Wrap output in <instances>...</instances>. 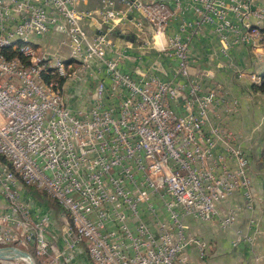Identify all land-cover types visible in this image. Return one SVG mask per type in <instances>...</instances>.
<instances>
[{
    "label": "built area",
    "instance_id": "obj_1",
    "mask_svg": "<svg viewBox=\"0 0 264 264\" xmlns=\"http://www.w3.org/2000/svg\"><path fill=\"white\" fill-rule=\"evenodd\" d=\"M89 1L0 0L4 42L58 38L56 48L42 46L44 59L35 69L9 65L24 49L0 51V153L15 160L16 175L34 178L66 202L58 238L50 212L0 165L6 202L0 247L41 250L40 264H86L83 253L91 264H193L190 248L204 257L208 244L188 232L184 219L219 220L229 229L239 211L222 216L217 206L238 194L252 202L253 181L242 147L220 121L210 123L227 102L204 87L211 71L193 74L192 42L210 27L222 55L237 45L260 52L264 9L248 0H99L95 9ZM158 4L175 10L169 28L180 21L165 51L151 48V38L169 32L162 28L167 16L153 18ZM250 24L258 33L247 35ZM122 36L132 41L120 46ZM148 53L173 59L175 79L183 82L124 69ZM64 56H82L83 67L68 78L66 94H59L58 79L70 67H59L56 92H49L39 69ZM65 214L78 220L82 243L69 236ZM244 239L254 241L238 236L237 242Z\"/></svg>",
    "mask_w": 264,
    "mask_h": 264
},
{
    "label": "crops",
    "instance_id": "obj_2",
    "mask_svg": "<svg viewBox=\"0 0 264 264\" xmlns=\"http://www.w3.org/2000/svg\"><path fill=\"white\" fill-rule=\"evenodd\" d=\"M253 9H264V0H248ZM88 8H98L99 0H90ZM189 19L193 14L189 13ZM180 22V21H179ZM179 22H174L169 33L177 31ZM132 29V25L130 24ZM132 41V38H130ZM126 38H118V44L124 46ZM57 36H48L41 45L56 48ZM132 54L137 56L136 51ZM192 72L197 74L203 70L211 71V76L204 82L206 90L218 92L226 99L227 105L219 107L211 114L210 123L221 122L225 133L233 143L244 150L249 161L253 181V201L248 202L241 195L218 204L222 216L229 210L237 209L239 215L233 226L223 229L219 220L205 223L192 218H185L184 224L188 232L208 244L206 256L202 257L197 248L189 250L193 264H264V94L254 92L249 76L261 77L264 74V48L256 51L251 46L237 45L230 50L228 56L220 52V42L210 27L195 37L191 46ZM124 69L133 72L152 71L160 79L183 82L175 79L176 62L166 56L148 53L139 63L129 61ZM227 113L225 108L231 109ZM209 126H207L208 130ZM6 208V202L0 195V211ZM65 216V223L68 224ZM242 238L253 237V243ZM237 242V243H236Z\"/></svg>",
    "mask_w": 264,
    "mask_h": 264
},
{
    "label": "bare ground",
    "instance_id": "obj_3",
    "mask_svg": "<svg viewBox=\"0 0 264 264\" xmlns=\"http://www.w3.org/2000/svg\"><path fill=\"white\" fill-rule=\"evenodd\" d=\"M161 15L167 16V18H162V28H169V19L175 18V10L169 4H158L155 5V11H153L154 19H161ZM264 28V21H263ZM258 33V25L250 24L247 26V35H254ZM169 44V32L159 31L158 38H151V48L154 51H165L166 45ZM33 45L39 46L42 48L41 41L28 38V37H18L16 40H10L4 42V35L0 30V51H16L18 48L24 50H19L17 55L21 56V59H18L16 55H13L9 58L10 66H17L20 69H35V66H38L44 59V52L41 50L40 53H37ZM30 51V55L29 52ZM75 65V67H72ZM59 67H70L66 71V76H60L58 79V92L59 94H66L68 86V78H74L78 75V67H83V57L82 56H64L61 59L57 60V64H47L46 69H39V78L43 83L44 88H48L49 92H56V82L53 79V74H59ZM253 81L256 85H261L263 82L262 77H256L254 75ZM0 157L7 160L8 164H5L0 160V165H7L6 176L8 178H14L15 184H20V188L29 189L34 188L38 191L44 193L47 197L56 201L62 210L66 209V202L64 200H59L56 197V190L51 189L50 187H39V181L31 177H23L21 175H16L15 170V160H9V156H5L0 153ZM68 217L69 222L66 225L69 229V236L75 239V243H82L83 230L78 224L74 214H65ZM35 255L38 259V262L44 261V253L41 250H34Z\"/></svg>",
    "mask_w": 264,
    "mask_h": 264
},
{
    "label": "rangeland",
    "instance_id": "obj_4",
    "mask_svg": "<svg viewBox=\"0 0 264 264\" xmlns=\"http://www.w3.org/2000/svg\"><path fill=\"white\" fill-rule=\"evenodd\" d=\"M34 50L37 53H40V51L42 50L41 47L33 45ZM94 83V82H92ZM67 89V85L65 87ZM83 88L81 87L80 90H82ZM25 193H29L30 197L34 198V200L36 201V203H38V205L41 206H46L47 209L50 211L51 214V218H52V222H53V231L54 234L56 235V237L59 238V236L62 234L63 232V224L61 221V217L64 214L62 212V209L59 207V205L53 201L52 199H50L49 197H47L44 193H42L41 191H37V190H31V189H26ZM34 258V261L36 264H39L38 259L35 255L34 249L33 248H29L27 250ZM83 258L85 259V263L86 264H91L87 255L84 253L83 254ZM0 263H2L0 261ZM6 263H12V264H27L24 261L21 260H16V261H11V262H4V264Z\"/></svg>",
    "mask_w": 264,
    "mask_h": 264
},
{
    "label": "water",
    "instance_id": "obj_5",
    "mask_svg": "<svg viewBox=\"0 0 264 264\" xmlns=\"http://www.w3.org/2000/svg\"><path fill=\"white\" fill-rule=\"evenodd\" d=\"M129 19H132V17L130 16ZM122 37L130 39L129 37ZM16 260L24 261L27 264H36L33 256L28 251L16 247H0L1 262H11Z\"/></svg>",
    "mask_w": 264,
    "mask_h": 264
},
{
    "label": "trees",
    "instance_id": "obj_6",
    "mask_svg": "<svg viewBox=\"0 0 264 264\" xmlns=\"http://www.w3.org/2000/svg\"><path fill=\"white\" fill-rule=\"evenodd\" d=\"M262 33H263V38H264V28L262 29ZM16 57L18 58V59H21L22 57L21 56H19V55H16ZM261 77H262V79H263V82H262V84L261 85H256V84H253L252 85V90L254 91V92H260V93H263L264 94V74H262L261 75ZM0 160L1 161H3L5 164H8L9 165V163L7 162V160L6 159H4V158H2V157H0ZM29 189H31V190H36V189H34V188H29ZM38 191V190H37ZM29 194V193H28ZM32 198V197H31ZM33 200H34V198H32ZM51 199V198H50ZM35 201V200H34ZM54 201V200H53ZM36 202V201H35ZM56 202V201H55ZM57 203V202H56ZM38 204V203H37ZM41 206V205H40ZM60 207V206H59ZM41 208L43 209V210H46V211H49L48 209H47V207L46 206H41ZM50 212V211H49ZM69 222V221H68ZM84 254V253H83ZM82 256V258L81 259H83V261H85V259L83 258V255H81Z\"/></svg>",
    "mask_w": 264,
    "mask_h": 264
}]
</instances>
